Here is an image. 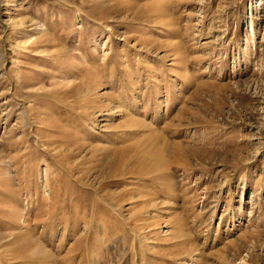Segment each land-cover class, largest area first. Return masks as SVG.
I'll use <instances>...</instances> for the list:
<instances>
[{"label": "rangeland", "instance_id": "1", "mask_svg": "<svg viewBox=\"0 0 264 264\" xmlns=\"http://www.w3.org/2000/svg\"><path fill=\"white\" fill-rule=\"evenodd\" d=\"M0 264H264V0H0Z\"/></svg>", "mask_w": 264, "mask_h": 264}]
</instances>
